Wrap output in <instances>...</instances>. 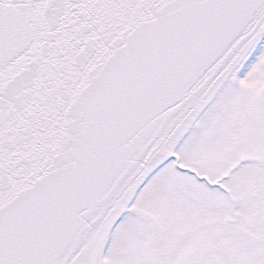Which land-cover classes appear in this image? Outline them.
I'll use <instances>...</instances> for the list:
<instances>
[{
  "label": "snow or ice",
  "instance_id": "snow-or-ice-1",
  "mask_svg": "<svg viewBox=\"0 0 264 264\" xmlns=\"http://www.w3.org/2000/svg\"><path fill=\"white\" fill-rule=\"evenodd\" d=\"M0 264H264V0H0Z\"/></svg>",
  "mask_w": 264,
  "mask_h": 264
}]
</instances>
